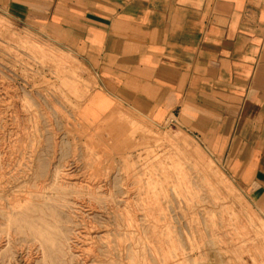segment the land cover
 <instances>
[{
  "label": "rangeland",
  "instance_id": "1",
  "mask_svg": "<svg viewBox=\"0 0 264 264\" xmlns=\"http://www.w3.org/2000/svg\"><path fill=\"white\" fill-rule=\"evenodd\" d=\"M45 33L0 13V264H264L220 161L174 118L84 120L94 86Z\"/></svg>",
  "mask_w": 264,
  "mask_h": 264
},
{
  "label": "crops",
  "instance_id": "2",
  "mask_svg": "<svg viewBox=\"0 0 264 264\" xmlns=\"http://www.w3.org/2000/svg\"><path fill=\"white\" fill-rule=\"evenodd\" d=\"M0 13L81 64L84 120L117 105L174 118L264 215V0H0Z\"/></svg>",
  "mask_w": 264,
  "mask_h": 264
},
{
  "label": "built area",
  "instance_id": "3",
  "mask_svg": "<svg viewBox=\"0 0 264 264\" xmlns=\"http://www.w3.org/2000/svg\"><path fill=\"white\" fill-rule=\"evenodd\" d=\"M169 124L174 125V124H176V122H175L174 120H170V121H169Z\"/></svg>",
  "mask_w": 264,
  "mask_h": 264
},
{
  "label": "bare ground",
  "instance_id": "4",
  "mask_svg": "<svg viewBox=\"0 0 264 264\" xmlns=\"http://www.w3.org/2000/svg\"><path fill=\"white\" fill-rule=\"evenodd\" d=\"M32 44H34V42L32 43ZM37 45V44H36ZM42 46V45H41ZM40 48V47H39ZM39 51V50H38ZM56 58V57H55ZM61 60H62V58H61ZM162 171V170H161ZM161 174V173H160ZM105 185V184H104ZM110 186V185H109ZM166 195V194H165ZM122 197V196H121ZM128 199V198H127ZM92 202V201H91ZM245 218V217H244ZM248 218V217H247ZM193 230V229H192ZM246 234V233H245ZM236 244V243H235ZM117 256V255H116ZM118 257V256H117Z\"/></svg>",
  "mask_w": 264,
  "mask_h": 264
}]
</instances>
